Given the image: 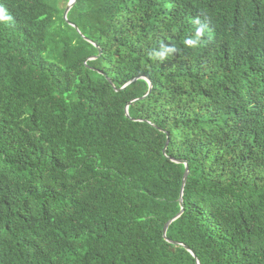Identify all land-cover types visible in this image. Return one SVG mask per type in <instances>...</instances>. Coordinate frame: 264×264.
<instances>
[{"label":"trees","instance_id":"trees-1","mask_svg":"<svg viewBox=\"0 0 264 264\" xmlns=\"http://www.w3.org/2000/svg\"><path fill=\"white\" fill-rule=\"evenodd\" d=\"M69 2L0 0V264H264V0Z\"/></svg>","mask_w":264,"mask_h":264},{"label":"water","instance_id":"water-1","mask_svg":"<svg viewBox=\"0 0 264 264\" xmlns=\"http://www.w3.org/2000/svg\"><path fill=\"white\" fill-rule=\"evenodd\" d=\"M76 4V0H70V2H69V4H68V6H67V9H66V11H65V19H67L68 20V15H69V12L71 11V9L73 8V6ZM70 23V22H69ZM72 26H74L75 28H77L74 24H72V23H70ZM90 42H92V41H90ZM100 53H102V50H100ZM95 58H97V57H95ZM95 58H92L91 60H93V59H95ZM143 77H138V78H136V79H134L133 81H131L130 83H128L124 88H122V90L123 89H126L128 86H130L132 83H134L135 81H137V80H139V79H142ZM145 79V78H144ZM146 80L151 84V89H152V82H151V80L149 79V78H146ZM110 82H111V80H110ZM111 84L113 85V87H115L114 86V84L111 82ZM119 91V90H118ZM132 104V102L131 103H129L128 105H127V108H126V114H127V117L128 118H130V113H129V107H130V105ZM166 152H167V146H166V148H165V150H164V154H166ZM173 161L174 162H176V163H179V164H185L186 165V172H185V175H184V179H183V188H182V198H181V206H182V210H181V212L173 219V220H171L167 225H166V227H165V230H164V236H165V238H166V240L168 241V242H171L168 238H167V232H168V229H169V227H170V225L174 222V221H176L177 219H179L183 214H184V211H185V208H184V199H183V195H184V190H185V186H186V183H187V180H188V177H189V175H190V169H189V166H188V163L187 162H185V161H181V160H176V159H173ZM182 246H184L190 253H192L193 255H194V257L195 258H197L196 257V255L194 254V252H193V250L192 249H190L188 246H186V245H183V244H181ZM197 263L198 264H200V262L197 260Z\"/></svg>","mask_w":264,"mask_h":264},{"label":"clouds","instance_id":"clouds-1","mask_svg":"<svg viewBox=\"0 0 264 264\" xmlns=\"http://www.w3.org/2000/svg\"><path fill=\"white\" fill-rule=\"evenodd\" d=\"M0 13H2V10H0ZM0 18H3L2 15H0ZM202 33V29L201 30H198V34ZM189 44L192 43V41H188Z\"/></svg>","mask_w":264,"mask_h":264}]
</instances>
